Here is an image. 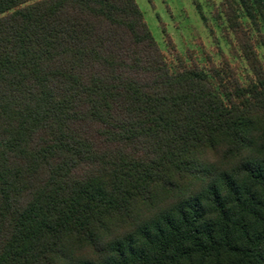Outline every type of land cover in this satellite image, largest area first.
<instances>
[{
  "label": "trees",
  "instance_id": "trees-1",
  "mask_svg": "<svg viewBox=\"0 0 264 264\" xmlns=\"http://www.w3.org/2000/svg\"><path fill=\"white\" fill-rule=\"evenodd\" d=\"M241 35L244 79L167 63L134 0H0V264H264Z\"/></svg>",
  "mask_w": 264,
  "mask_h": 264
},
{
  "label": "rangeland",
  "instance_id": "rangeland-1",
  "mask_svg": "<svg viewBox=\"0 0 264 264\" xmlns=\"http://www.w3.org/2000/svg\"><path fill=\"white\" fill-rule=\"evenodd\" d=\"M167 63L176 57L201 67H229L244 79L249 73L237 37L246 38L264 69V9L247 0L255 21L247 17L239 0H134ZM264 2V0H263ZM235 11L239 27H230L227 15ZM242 31V33H241Z\"/></svg>",
  "mask_w": 264,
  "mask_h": 264
}]
</instances>
